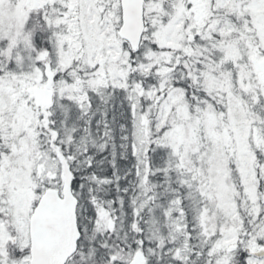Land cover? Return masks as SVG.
<instances>
[{"label": "snow or ice", "instance_id": "1", "mask_svg": "<svg viewBox=\"0 0 264 264\" xmlns=\"http://www.w3.org/2000/svg\"><path fill=\"white\" fill-rule=\"evenodd\" d=\"M0 264H264V0H0Z\"/></svg>", "mask_w": 264, "mask_h": 264}]
</instances>
